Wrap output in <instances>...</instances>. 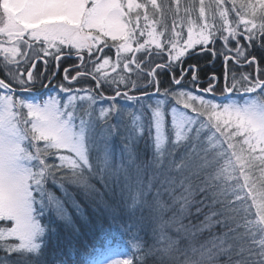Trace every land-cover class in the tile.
<instances>
[{
	"label": "snow or ice",
	"instance_id": "obj_1",
	"mask_svg": "<svg viewBox=\"0 0 264 264\" xmlns=\"http://www.w3.org/2000/svg\"><path fill=\"white\" fill-rule=\"evenodd\" d=\"M257 50L264 0H0V264H68L50 238L84 206L131 241L88 264H264Z\"/></svg>",
	"mask_w": 264,
	"mask_h": 264
},
{
	"label": "rangeland",
	"instance_id": "obj_2",
	"mask_svg": "<svg viewBox=\"0 0 264 264\" xmlns=\"http://www.w3.org/2000/svg\"><path fill=\"white\" fill-rule=\"evenodd\" d=\"M240 2H241V0H237V6L239 5ZM170 22L171 21L169 20V23ZM255 54L258 55V53H255ZM112 55L113 56L115 55L114 50H113ZM193 56H195V55H193ZM193 56L189 57L187 59L186 63L187 62H189V63L195 62L194 60L191 59ZM74 62H75L74 60H62L61 64H60V71L57 73L55 80L52 83V85H48L47 83L49 82V80L42 77L35 84V86L31 89L34 92H42V93L30 94L31 93V91H30L29 93H26V94L23 93V95L27 98H36L37 100H40V101L48 99L49 96L55 97L57 95V91H58V89H55V86L63 80V68L68 67L69 64L74 63ZM43 67H44L43 63L38 61L37 62V71H42ZM0 68H2V58H0ZM53 68H54V64L51 66L50 70H52ZM0 72L3 73V71H0ZM222 74L223 73H220L219 75L222 77ZM162 79L164 81H167L169 78L164 76ZM200 79L202 82H205V86H206L207 78L206 77L202 78L200 76ZM90 82L94 84V81H90ZM87 83L88 82H83L82 84H78L76 86L77 87L87 86ZM45 84H47L48 86L44 87ZM220 86L222 87V83ZM130 94H133V93H130ZM211 95L212 94H206V96L208 98H211ZM216 95H219V93L217 92ZM117 99L120 100V98H117ZM120 102H121V104H127L129 108H134V105L131 102H127V101H120ZM122 143L123 142H122L121 137L117 136V137L113 138V146L116 147L117 149L122 147ZM140 147L142 150L143 144H141ZM68 190L70 193H75V189L71 185H68ZM52 191L54 192V194L56 196H58L62 199L63 193L60 190H58V188L53 187ZM77 199L81 200V197L79 195H77ZM70 211H71V209H70ZM72 214H73V218L76 222V228L79 229V231L74 232L72 229H66L63 226L62 222H58L60 226L58 227L57 235H59L60 238L63 239V241H70V240H73L75 237H79L81 234L86 235L85 233L88 230H94L96 232V234L91 239L93 240V242L96 244L97 247L94 248V250L96 252L89 251V250H83V252L81 254H78L77 252H72L73 254H70V257L72 260H68V264H88V262L94 260L95 256L100 257L101 256L100 254L105 253L107 250L115 249V246L110 245L109 242H106L103 247H100L99 243L102 241H107L109 239V238L103 236L104 232L106 233L107 231H110V230L113 231L114 227H118L119 225L121 226L120 220H112L110 218V216L105 214L103 211H101V210H95L94 211L93 208L89 207V206H84V219L79 218L75 214V212H73ZM44 223H47V221L44 220ZM121 229H122V226H121ZM110 238H111V240H113L111 236H110ZM79 246L82 249H87L85 244H82ZM93 252H94V254H93ZM84 254H88V255L85 256ZM82 256L84 257L83 259H82Z\"/></svg>",
	"mask_w": 264,
	"mask_h": 264
},
{
	"label": "trees",
	"instance_id": "obj_3",
	"mask_svg": "<svg viewBox=\"0 0 264 264\" xmlns=\"http://www.w3.org/2000/svg\"><path fill=\"white\" fill-rule=\"evenodd\" d=\"M255 53H258L257 55L258 57H260L261 55H264V53H261L258 50ZM191 59L194 60L195 62H191V61H190L191 63L187 62L186 65L187 64L197 65L200 69L199 76H201L202 78L204 77L207 78V76L213 72H215L217 76H220L219 74L223 73V61L220 59H218L214 64L210 62L211 57L208 55H195ZM3 75L4 74L0 72V78H3ZM62 199H64L63 195H62ZM42 222L44 223V221ZM121 230H122L121 226L119 225L118 227H114L113 231L110 230V231H107L106 233L104 232L103 236L109 239L107 241L100 242L99 246L103 247L106 242H109L110 245L115 246V249L127 247L128 245L125 244L124 241H128L129 243H131L130 234L128 236H125L124 239L121 240L119 236V232ZM85 234L86 235L81 234L79 237H75L73 240H70V241H63V239L60 238V236L56 234L54 237L52 236L50 238V250L63 252L64 254L63 257L57 256V259L63 258V259H66L67 261L72 260L70 257V254H73L72 252H77L78 254H81L83 250H89V251L96 252L94 248L97 246L91 239L96 234V232L94 230H88L86 231ZM110 236L112 237L113 240H111ZM82 244H85L87 249H82L79 246ZM2 255L3 253H0V256ZM97 257L98 256H95V258ZM49 259H51V257ZM134 264H135V261H134Z\"/></svg>",
	"mask_w": 264,
	"mask_h": 264
}]
</instances>
